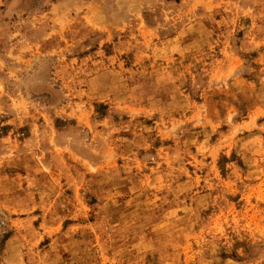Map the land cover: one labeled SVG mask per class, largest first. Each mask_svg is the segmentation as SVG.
I'll list each match as a JSON object with an SVG mask.
<instances>
[{
	"label": "rangeland",
	"instance_id": "1",
	"mask_svg": "<svg viewBox=\"0 0 264 264\" xmlns=\"http://www.w3.org/2000/svg\"><path fill=\"white\" fill-rule=\"evenodd\" d=\"M0 264H264V0H0Z\"/></svg>",
	"mask_w": 264,
	"mask_h": 264
}]
</instances>
